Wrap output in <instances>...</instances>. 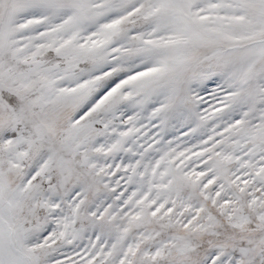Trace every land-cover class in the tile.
<instances>
[{
  "label": "snow or ice",
  "instance_id": "obj_1",
  "mask_svg": "<svg viewBox=\"0 0 264 264\" xmlns=\"http://www.w3.org/2000/svg\"><path fill=\"white\" fill-rule=\"evenodd\" d=\"M0 264H264V0H0Z\"/></svg>",
  "mask_w": 264,
  "mask_h": 264
}]
</instances>
